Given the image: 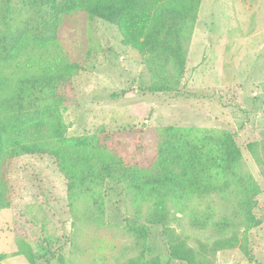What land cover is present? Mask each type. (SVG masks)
Segmentation results:
<instances>
[{"label": "rangeland", "instance_id": "rangeland-1", "mask_svg": "<svg viewBox=\"0 0 264 264\" xmlns=\"http://www.w3.org/2000/svg\"><path fill=\"white\" fill-rule=\"evenodd\" d=\"M57 36L82 66L72 80L73 102L63 110L68 135L127 130L120 147L132 153L139 145L133 156L143 162L165 126L230 132L260 188L253 208L260 224L219 236L171 209L167 226L149 225L142 205L138 222L148 234L140 238L125 224L134 208L120 187L105 188L104 215L95 220L88 200L69 198L50 156L24 155L8 165L11 204L0 209V264H190L170 256V238L195 264H264V0H201L185 67L167 94L145 89L153 75L142 55L121 43L115 26L78 11L63 18ZM207 205L214 220L234 213L218 196L188 206L202 212ZM232 235L238 245L218 247V239Z\"/></svg>", "mask_w": 264, "mask_h": 264}, {"label": "trees", "instance_id": "trees-1", "mask_svg": "<svg viewBox=\"0 0 264 264\" xmlns=\"http://www.w3.org/2000/svg\"><path fill=\"white\" fill-rule=\"evenodd\" d=\"M200 4L201 0H0V209L11 204L7 170L12 158L48 155L66 180L69 198L88 200V214L95 220L104 215L105 188L120 187L134 208L125 224L140 238L148 234L138 222L142 205L149 225L167 226L171 209L187 213L194 227H212L219 236L260 224L253 214L260 188L243 165L232 133L165 126L143 163L133 156L141 150L139 145L132 153L120 147L119 139L129 131L106 132L100 127L68 135L63 120V110L73 102L72 80L82 69L58 41L65 16L80 11L115 26L121 43L140 53L153 75L145 89L167 94L176 89L185 67ZM261 151L264 156V141ZM211 196L233 205V215L214 220L208 205L202 212L188 206ZM216 243L238 245L234 235ZM168 247L171 257L195 264L174 238ZM150 264L162 263L154 259Z\"/></svg>", "mask_w": 264, "mask_h": 264}]
</instances>
